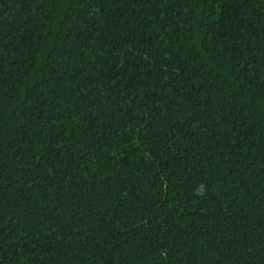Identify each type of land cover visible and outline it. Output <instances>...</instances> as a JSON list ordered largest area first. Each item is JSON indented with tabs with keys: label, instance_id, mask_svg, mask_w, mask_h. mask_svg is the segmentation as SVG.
Instances as JSON below:
<instances>
[{
	"label": "trees",
	"instance_id": "1",
	"mask_svg": "<svg viewBox=\"0 0 264 264\" xmlns=\"http://www.w3.org/2000/svg\"><path fill=\"white\" fill-rule=\"evenodd\" d=\"M0 264H264V0H0Z\"/></svg>",
	"mask_w": 264,
	"mask_h": 264
}]
</instances>
